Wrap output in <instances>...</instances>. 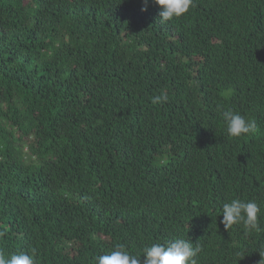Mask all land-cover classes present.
Instances as JSON below:
<instances>
[{
  "label": "trees",
  "instance_id": "16d2710c",
  "mask_svg": "<svg viewBox=\"0 0 264 264\" xmlns=\"http://www.w3.org/2000/svg\"><path fill=\"white\" fill-rule=\"evenodd\" d=\"M142 6L0 0V249L95 264L189 238L197 264H259L264 0H194L166 22ZM227 108L255 130L230 136ZM237 198L258 231L220 223Z\"/></svg>",
  "mask_w": 264,
  "mask_h": 264
},
{
  "label": "clouds",
  "instance_id": "9594fccd",
  "mask_svg": "<svg viewBox=\"0 0 264 264\" xmlns=\"http://www.w3.org/2000/svg\"><path fill=\"white\" fill-rule=\"evenodd\" d=\"M149 3H154L160 9L159 19L162 22L179 18L194 6V0H142L141 11H146ZM168 96L161 92L151 99L152 104H164ZM221 119L226 125L227 133L232 137H240L251 133L256 128L254 120L234 111L232 108L220 112ZM260 206L254 200L232 199L222 206V220L224 229L234 225H243L247 232L258 231ZM3 233H0V237ZM199 244L185 238H176L167 245L155 243L146 246L142 255L131 254L124 245H116L106 254L95 257V264H197V257L201 252ZM259 264H264V254L261 252ZM143 257V259H141ZM0 264H36L34 253L21 251L6 254L0 249Z\"/></svg>",
  "mask_w": 264,
  "mask_h": 264
}]
</instances>
